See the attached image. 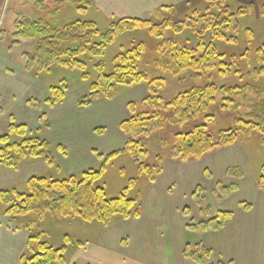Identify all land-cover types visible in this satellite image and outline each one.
Here are the masks:
<instances>
[{"label": "rangeland", "instance_id": "374dc122", "mask_svg": "<svg viewBox=\"0 0 264 264\" xmlns=\"http://www.w3.org/2000/svg\"><path fill=\"white\" fill-rule=\"evenodd\" d=\"M159 1L161 6L152 13L133 17L178 25L194 11L204 10L207 6L206 0ZM229 5L235 11H245L244 16L239 17V21L230 29L221 30L226 35L222 41L210 37L205 39L206 44L212 39L226 53L222 59L228 65L226 73H221V68L217 67L204 70L201 75H197L200 71L197 74L186 71L174 76L169 73L162 75L155 67V47L159 40L147 29L118 35L100 58L84 55L81 58L83 67L62 63L51 72L37 71L29 61L35 40L18 34L17 28L18 24L33 20L39 13L33 6L23 5L21 0H0V135L7 134L12 124L25 125L28 133H39L50 144L54 162L50 166L44 160L29 159L18 171H2L0 188L24 191L26 182L32 176L61 178L91 168H104L106 172L100 183L110 197L128 188V195L138 198L141 211V219L138 220L126 221L117 216L107 227L102 223H87L77 217L49 216L40 222L39 229L45 232L46 240L51 244L61 246L65 243V236L72 238L73 241L67 245L68 264H81L86 256L98 258V264H143L135 230L145 224L154 229L159 241L157 245L167 248V259L172 263L175 262L174 253H177L173 248L175 244L177 247L183 244V250L189 246L192 251L203 240L207 232L199 225L206 222L209 215L214 217L219 211L264 215V191L258 186L264 165V146L260 134L255 133L244 142L218 149L193 161L173 159L170 151L163 150L157 137H152L148 144L151 159L154 160L157 155L162 158V171L155 182L158 187H153L147 174L140 172L134 158L123 154L114 160H107L110 154L123 152L128 138L120 129V124L131 118L130 104H140L150 96L147 83L120 86L114 100L100 95L94 98L92 104L82 105L90 98L89 88L99 75L100 64H104L105 73L112 72L115 57L141 42L145 44L146 52L140 70L150 77H164L168 88L162 91V96L167 100L187 88L212 83L229 87L244 86L248 91L242 103L252 106L250 102H263L264 65L258 63L253 43L264 39V0H229ZM41 8L47 11L50 26L59 30L76 21H93L97 31L104 34L112 23L120 19L99 11L92 0H44ZM226 19L228 16L222 17L221 21ZM174 31H168L165 40H175L182 47H197L198 40L192 31ZM98 41L99 37L95 39L96 43ZM238 67V73H235ZM65 78L72 81V87L61 105L51 107L47 103L51 95L50 87L59 86ZM210 115L213 117L208 125L212 133L231 126L230 111H221L215 106ZM169 166L173 168L165 178ZM231 168L240 169L244 177L240 179L230 173ZM133 181L136 185L131 187ZM166 185L169 197L163 199ZM198 187L204 190L201 207L193 199ZM31 219L15 221L0 215V223L26 233H29L27 225ZM159 222L162 227L157 225ZM149 233H152L151 229ZM79 242L83 244L82 247ZM101 247H104L103 250L95 256Z\"/></svg>", "mask_w": 264, "mask_h": 264}, {"label": "trees", "instance_id": "16d2710c", "mask_svg": "<svg viewBox=\"0 0 264 264\" xmlns=\"http://www.w3.org/2000/svg\"><path fill=\"white\" fill-rule=\"evenodd\" d=\"M21 1L25 6H33L39 15L18 24V34L35 40L29 61L37 71L49 72L62 63L83 67L81 58L84 55L100 58L118 35L147 29L159 40L155 47V67L160 74L178 76L186 71H195L196 74L200 71L197 75H201L202 71L217 67L225 74L228 65L222 59L226 53L212 39L222 41L226 35L221 30L230 29L245 14L242 9L235 11L229 5V0H206L204 10L194 11L178 25L168 21L156 23L139 18H121L112 23L104 34H100L93 21H76L63 30L53 28L46 16L47 11L41 8L44 0ZM262 12L264 14V9ZM225 16L229 20L222 22L221 18ZM184 29L192 31L197 37V47H182L175 40H165L168 31L181 33ZM97 37L99 41L96 43ZM207 37L212 38L208 44L205 42ZM253 48L256 49L258 63L264 65V39L253 43ZM145 52L146 46L142 42L123 50L113 60L114 70L110 73H105L104 64H100L99 75L89 88L90 98L82 104L88 106L100 95L114 100L120 86L147 83L149 87L150 96L140 104H130L132 116L120 124V129L128 138L123 152L112 153L107 160L127 154L139 164L140 172L147 174L149 183L154 184L162 171V158L157 155L154 160L151 159L148 144L152 137H157L164 151H170V157L181 161L200 160L218 149L244 142L255 133L260 134L264 146V101L250 102L252 106L242 103L248 91L246 87L212 83L187 88L167 100L162 96V91L168 88L164 77H150L140 70ZM239 68L235 69V73H238ZM71 87L72 81L67 78L59 86L50 87L51 95L47 103L51 107L61 105ZM215 106L221 111H230L232 115L231 126L216 134L210 131L208 125L213 117L210 112ZM29 159L44 160L50 166L54 165L50 144L39 133H28L25 125L12 124L7 134L0 135V172L18 171ZM105 172L104 168H91L61 178L32 176L26 182L24 191L0 188V215L15 221L32 218L27 225L30 234L27 252L20 264H68L67 245L73 241L72 238L65 236L64 245L57 246L46 240L47 235L39 229V223L49 216L77 217L87 223H102L105 227L117 216L126 221L141 217L138 198L130 197L128 188L115 197L109 196L100 183ZM230 173L240 179L244 177L238 168H231ZM135 185L133 181L131 187ZM258 186L264 191V165L261 167ZM203 193L204 190L199 187L193 193V199L200 207ZM208 217L199 227L205 232L218 231L232 220L233 213L219 211L216 216ZM184 256L195 264H220L213 263L211 250L200 244L195 245L192 251L187 246Z\"/></svg>", "mask_w": 264, "mask_h": 264}, {"label": "crops", "instance_id": "0c3cea01", "mask_svg": "<svg viewBox=\"0 0 264 264\" xmlns=\"http://www.w3.org/2000/svg\"><path fill=\"white\" fill-rule=\"evenodd\" d=\"M92 3L99 11L120 19H146L133 16H147L161 6L159 0H92ZM163 5L167 6L166 3ZM172 168V166L167 167L165 178ZM154 184L151 186L158 187V183ZM187 188L189 189V187ZM167 190L168 185L163 192V199H166L165 196L169 197ZM160 194L162 195V191ZM162 219L165 218H159V220ZM157 225L162 227L161 222ZM149 229L152 230V233H149ZM135 232L139 240L138 248L143 264H195L184 256L183 244L178 247L176 244L173 246L174 251L177 252L174 253L175 262L169 263L166 255L167 248L157 245L159 241L156 240L154 229L149 228L147 224L140 226ZM29 237V233L10 229L7 225L0 223V264H20L27 252ZM198 244L211 250L213 263L264 264V215L251 212L233 213L232 220L224 228L207 232ZM102 248L104 247H101L95 256L99 255ZM99 261L96 257L86 256L81 264H98Z\"/></svg>", "mask_w": 264, "mask_h": 264}]
</instances>
